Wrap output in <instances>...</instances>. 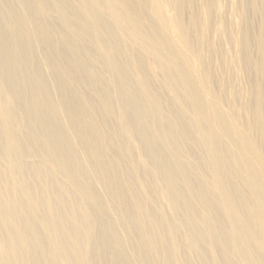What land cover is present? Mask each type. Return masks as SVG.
<instances>
[{
	"label": "bare ground",
	"instance_id": "obj_1",
	"mask_svg": "<svg viewBox=\"0 0 264 264\" xmlns=\"http://www.w3.org/2000/svg\"><path fill=\"white\" fill-rule=\"evenodd\" d=\"M132 2L0 0V264H264V0Z\"/></svg>",
	"mask_w": 264,
	"mask_h": 264
},
{
	"label": "rangeland",
	"instance_id": "obj_2",
	"mask_svg": "<svg viewBox=\"0 0 264 264\" xmlns=\"http://www.w3.org/2000/svg\"><path fill=\"white\" fill-rule=\"evenodd\" d=\"M142 1L144 2V0H133V2L132 3H134V2H140L141 4H143L144 6L145 5H148L149 4V2H148V0H145V2L144 3H142ZM148 2V3H147ZM137 4V3H136ZM146 7V6H145ZM147 11H149L148 9H145V12H147ZM149 14V13H148ZM147 14V16H148V18L150 19V21H154V18L151 16V14H149L148 15ZM175 52V51H174Z\"/></svg>",
	"mask_w": 264,
	"mask_h": 264
}]
</instances>
